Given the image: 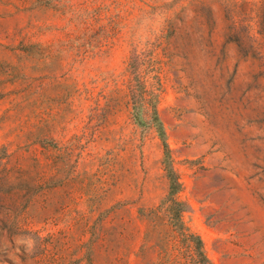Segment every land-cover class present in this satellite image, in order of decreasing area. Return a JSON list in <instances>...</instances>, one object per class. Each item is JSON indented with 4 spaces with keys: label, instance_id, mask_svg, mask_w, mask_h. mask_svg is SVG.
I'll return each mask as SVG.
<instances>
[{
    "label": "rangeland",
    "instance_id": "obj_1",
    "mask_svg": "<svg viewBox=\"0 0 264 264\" xmlns=\"http://www.w3.org/2000/svg\"><path fill=\"white\" fill-rule=\"evenodd\" d=\"M0 264H264V0H0Z\"/></svg>",
    "mask_w": 264,
    "mask_h": 264
},
{
    "label": "trees",
    "instance_id": "obj_2",
    "mask_svg": "<svg viewBox=\"0 0 264 264\" xmlns=\"http://www.w3.org/2000/svg\"><path fill=\"white\" fill-rule=\"evenodd\" d=\"M175 185H176L175 181L172 180V181H171V184H170V188H171L172 191L174 190ZM198 253L200 254V253H202V252L200 251V252H198Z\"/></svg>",
    "mask_w": 264,
    "mask_h": 264
}]
</instances>
